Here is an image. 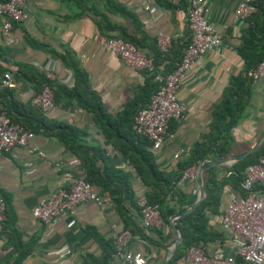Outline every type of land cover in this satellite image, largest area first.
Masks as SVG:
<instances>
[{
	"label": "crops",
	"instance_id": "0c3cea01",
	"mask_svg": "<svg viewBox=\"0 0 264 264\" xmlns=\"http://www.w3.org/2000/svg\"><path fill=\"white\" fill-rule=\"evenodd\" d=\"M112 1L133 17L106 7L104 0H25L26 18L15 23L5 35L2 31L5 19L0 16V80L6 71L13 74L11 97L0 93V106L7 98L17 101L14 113L34 133L28 148L14 146L0 153V194L6 201L0 264H13L23 251L27 253L20 264H130L113 256L112 234L123 229L132 234L128 248L140 252L145 264H163L173 245L171 216L178 211L159 228L146 230L141 225L138 197L163 195L164 186L160 187L162 181L154 183L145 169L140 173L137 166L141 168L143 164L132 154V143L117 141L115 136L107 140L94 114L83 109L74 97L61 93L51 108L41 112L32 104L37 80L31 71L67 89L77 87L81 92L87 86L98 95L105 113L115 122L128 105L141 107L146 72L129 67L103 47L104 39L114 36L118 27L124 28L140 43L141 50L150 54L154 53L157 35L161 33L173 43V50L180 57L181 44L190 37L186 17L189 0L177 4L165 0ZM205 1L209 22L220 33L221 43L208 49L185 74L178 90V98L185 105L184 117L170 122L159 148H147L149 160L169 177L176 172L177 162L189 155L208 131L214 106L231 76L247 75L235 48L241 42V30L248 19L241 24L232 21L239 0ZM100 13L110 24V30L103 32L99 28ZM175 62V56L170 55L159 60V66L166 70ZM76 68L82 73V83L75 76ZM250 86L251 96L244 115L231 129L234 148L238 143L249 144L250 148L264 133V83L252 81ZM233 150L228 156L244 152ZM175 153H179L177 158ZM130 154L132 157H127ZM232 163L215 166L220 167L216 170L218 177L225 176L223 168ZM196 168L185 171L196 172ZM91 172L110 181L113 188L124 190L120 204L111 200L100 207L93 201H85L49 222L32 215V208L40 198L59 188H69L75 179L86 178ZM183 175L176 184L185 192V202L169 200L175 210L188 207L197 198L195 178ZM93 187L100 192L99 186ZM238 193L239 188L225 183L217 213L207 211L209 224L222 238L204 246L210 255L230 253L237 239L218 218L225 203ZM175 264H182V258Z\"/></svg>",
	"mask_w": 264,
	"mask_h": 264
},
{
	"label": "built area",
	"instance_id": "2783aa9c",
	"mask_svg": "<svg viewBox=\"0 0 264 264\" xmlns=\"http://www.w3.org/2000/svg\"><path fill=\"white\" fill-rule=\"evenodd\" d=\"M167 1L177 4L180 0ZM255 1L239 0L232 18L234 24L243 23L255 11ZM207 12L205 0H189L186 17L190 40L184 46L179 61L171 71L164 75L159 71L155 72L154 79L160 84L151 94L148 103L139 108L132 118V131L145 136L150 141L152 149L162 145L168 134L170 122L184 117L185 105L178 98V90L186 72L208 49L221 43V35L209 22ZM0 16L5 19L2 31L7 35L15 23L26 18L25 0H0ZM157 45L161 51H165L170 46V40L159 33ZM103 47L135 70L153 71L155 69L151 58L143 50L119 37L105 38ZM247 76L253 81L264 83V59L255 68L249 69ZM1 85L13 86L11 71L3 74ZM53 103V92L47 85H44L32 98V104L42 111L51 108ZM33 137L32 131L12 121L5 110H0V153L14 146L28 148ZM31 149L36 150L35 147ZM178 156L179 153L174 154V157ZM195 174V171H185L183 177L194 179ZM229 174L231 171L226 172V175ZM111 200L109 191L98 192L86 179L77 178L69 188H59L56 192L40 198L31 212L35 218L49 222L66 214L71 207L85 201H93L102 207ZM137 205L140 209L143 229L159 228L163 225L157 203H148L146 197L142 195L138 197ZM5 210L6 201L0 194L1 239H5L2 233ZM218 221L237 236L230 253L223 256L210 255L206 253L204 247L190 245L185 249L182 264H264V154L259 155L256 161L246 166L239 182V193L231 196L225 203ZM131 236L128 229L112 234L113 256L130 264H145V259L140 252L128 248Z\"/></svg>",
	"mask_w": 264,
	"mask_h": 264
},
{
	"label": "trees",
	"instance_id": "16d2710c",
	"mask_svg": "<svg viewBox=\"0 0 264 264\" xmlns=\"http://www.w3.org/2000/svg\"><path fill=\"white\" fill-rule=\"evenodd\" d=\"M104 1L106 7H112L114 10H117L122 14L133 17L132 13L128 12L123 6L115 4L112 0ZM157 1L159 2V0ZM260 1H262V4H259ZM254 5L256 10L249 17H247L248 24L242 28L240 35L241 42L235 48L237 53L244 61V72L255 68L258 63L264 59V0H256ZM99 15L101 16L99 20H97L99 28L103 32L110 30V24L105 20L104 15L102 13ZM114 36L128 41L134 44L137 48L142 49L140 43L133 36L129 35L122 27H118V32ZM189 40L190 37L188 40H185L183 44H181L183 48L189 42ZM145 53L151 58L155 69L153 71H145L147 78L146 85L142 89L143 94L140 95L143 97V104L141 107L148 103L151 94L158 88L160 84V82L154 79L155 72L159 71L164 75L171 71L176 62L179 61L183 53V49L181 51L180 57L178 58V52L173 50V43H170V46L165 51H161L156 43L153 54H150L149 52ZM170 55L175 56L176 62L173 67L166 70L160 68L159 60L170 58ZM74 71L78 82L82 83V73L77 68L74 69ZM1 72L3 73L4 70L2 69ZM31 72L33 77L37 80L35 83L37 93L41 91L44 85H47L53 91L54 100L57 99L61 93L67 97H74L77 103L83 109L94 114V119L102 128L107 140H111V137L115 136L117 141L121 142L124 140V143H132V154L136 155L140 164H143L141 168L137 166L140 173L143 171V169H145L147 174H149L155 180L154 183L162 181L160 187H162V185L164 186V189H162L164 192L163 195L159 196L156 194H147L145 197L148 203H157L159 205L161 217L164 222H167L168 217L174 214L176 211L180 212L185 209V207H180L178 210H175L169 203V200L171 199H175L180 204L185 202L186 194L176 184L177 181L181 179L185 170L189 167H196L203 159H208L211 157L224 158L232 153L234 148V139L231 129L238 124L244 115L247 103L250 100V85L253 81L252 78L245 74L243 76H231L229 84L222 92L220 101L214 106L212 111V120L210 122L208 131L202 136L200 141L194 144L190 154L177 162L176 172L173 173L172 177H169V175L159 171L153 162L149 160V152L147 148L151 147L150 141L145 136L134 133L131 129L132 118L137 110L141 107L137 109L135 108L136 106L129 108V106L132 105H128L129 109L126 108L124 110V113L119 116L116 123L115 120H112L111 117L105 113L98 95L87 86H85L81 92L77 90L76 86V88L67 89L52 83L43 74L35 73L33 71ZM0 86V93H7V97H11L9 96L11 95L10 87L2 86L1 80ZM7 99L8 101H6L4 105L0 106V110H5L12 121L18 122L30 130L29 126H27V124H25L23 120H21L14 113L17 111V101H15L13 98ZM38 110L41 112L40 108H38ZM112 143L115 146V141ZM68 145L70 144L68 143ZM132 154L127 157H132ZM261 154H264V143L256 151L249 153L244 158L233 162L229 166H225L223 169H225L226 172L231 171V174L229 175L218 177L216 170L220 169V167L215 166L207 168L203 171L202 174L205 197L192 211L188 212L185 216L178 220L177 227L180 231L181 241L166 264H175L179 258L183 257L185 249L190 245L204 247L209 242H213L215 240L222 241L221 233L216 229H213V227L209 224L207 211L211 213H217L220 204V194L224 184L228 182L234 187L239 188V182L242 179L244 169L248 164L256 161L257 157ZM84 179H86L92 185L95 184L99 186L100 191H109L112 196V200H116L120 204L122 193L124 194L123 189L118 187L113 188L110 181L106 180L100 174L94 175L93 172L89 173ZM7 239L9 240L10 237L8 236ZM112 250L114 251V248ZM26 253L27 251L18 253L13 261V264H20ZM88 264L95 263L90 262Z\"/></svg>",
	"mask_w": 264,
	"mask_h": 264
},
{
	"label": "water",
	"instance_id": "95a60500",
	"mask_svg": "<svg viewBox=\"0 0 264 264\" xmlns=\"http://www.w3.org/2000/svg\"><path fill=\"white\" fill-rule=\"evenodd\" d=\"M263 143H264V133L256 144H254L252 147H250L249 149H247L246 151L242 153L234 154L228 157L218 158V159H203L202 161L198 163L197 168H196V174H195V182H196L197 189H198L197 198L195 199L194 202H192L184 210L171 216V225L173 228V232L175 234V240L163 264H166V262L172 256V254L174 253L175 249L177 248L178 244L181 241L180 231L176 225L177 221L183 216H185L188 212L192 211L205 197L204 183H203V177H202L203 171L212 166H220L223 164L232 163L237 160H240L244 158L245 156H247L249 153L256 151Z\"/></svg>",
	"mask_w": 264,
	"mask_h": 264
},
{
	"label": "rangeland",
	"instance_id": "374dc122",
	"mask_svg": "<svg viewBox=\"0 0 264 264\" xmlns=\"http://www.w3.org/2000/svg\"><path fill=\"white\" fill-rule=\"evenodd\" d=\"M262 133L260 135H258V139L261 137ZM249 148V144H246V143H238L235 148H234V152L233 153H239V152H242V151H245Z\"/></svg>",
	"mask_w": 264,
	"mask_h": 264
}]
</instances>
